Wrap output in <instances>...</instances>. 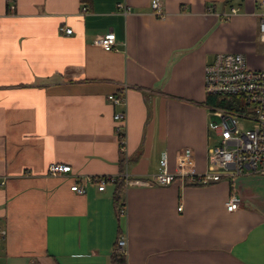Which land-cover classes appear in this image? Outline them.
Instances as JSON below:
<instances>
[{
	"label": "crops",
	"instance_id": "1",
	"mask_svg": "<svg viewBox=\"0 0 264 264\" xmlns=\"http://www.w3.org/2000/svg\"><path fill=\"white\" fill-rule=\"evenodd\" d=\"M258 1L161 0L160 18L151 0H0V264H115L122 236L124 264H264L263 194L223 180L148 183L163 154L174 171L184 148L205 170V66L222 52L264 65ZM110 31L106 51L95 40ZM118 93L125 106L109 100ZM55 162L72 171L49 175ZM123 174L122 215L114 183L84 180ZM79 178L85 194L71 190ZM233 193L241 205L229 212Z\"/></svg>",
	"mask_w": 264,
	"mask_h": 264
},
{
	"label": "built area",
	"instance_id": "2",
	"mask_svg": "<svg viewBox=\"0 0 264 264\" xmlns=\"http://www.w3.org/2000/svg\"><path fill=\"white\" fill-rule=\"evenodd\" d=\"M263 10L257 14L260 17L258 26L259 38L264 42V0L258 1ZM15 5H11L14 9ZM119 10L125 15L131 8L125 4H118ZM151 8L155 15L163 18L161 0H151ZM236 8H231L226 18L237 13ZM61 32L72 34L73 30L61 27ZM95 43L106 51L115 49L116 35L107 32L98 38ZM205 92L208 97H217L220 102L230 101L233 108L212 106L210 109L211 120L208 122L209 131H214L220 139L213 147L209 146L207 152L206 168L198 171L194 163V155L190 148H184L177 156L176 170H169L167 154L160 159V171L149 181L150 185L168 186L175 180L185 184L208 185L229 179L230 184L234 178L245 174L259 175L264 178V65L259 69L249 68L246 57L242 53L222 52L217 53L213 60L205 66ZM115 105L125 106L123 95H109ZM125 111L114 115L116 121H125ZM251 121L252 127L246 131L238 127V119ZM125 132L124 126L116 127L118 136ZM120 138V136H119ZM120 142V141H119ZM126 142V140H125ZM72 167L64 163H51L48 169L49 175L69 173ZM126 181L128 176L123 174ZM116 177L97 176L84 180L86 183L96 184L99 191L106 189L109 183H114ZM81 182V183H79ZM71 187L77 194L86 193V184L83 178ZM229 212L238 210L241 205V197L233 193L225 202ZM182 210V206L178 208ZM126 212L125 206L120 213ZM6 229L0 226V240L6 237ZM127 241L122 236L118 238L115 253L126 255Z\"/></svg>",
	"mask_w": 264,
	"mask_h": 264
},
{
	"label": "trees",
	"instance_id": "3",
	"mask_svg": "<svg viewBox=\"0 0 264 264\" xmlns=\"http://www.w3.org/2000/svg\"><path fill=\"white\" fill-rule=\"evenodd\" d=\"M8 11L10 12V8L8 9ZM118 95H121L120 93H118ZM208 102L214 106H218V107H222V108H233L234 105L231 106L232 102L230 101H224V102H220L219 99L217 97H212L210 96L208 99ZM120 138H119V149H120V158L121 161L124 162L126 159V152H125V148H126V133L123 131L120 133ZM115 184V189H114V193H113V201L114 204L116 206H118V210L120 211L121 208H123L125 206V201L123 199V190L125 188V184H126V179L124 176H120L116 179V181L114 182ZM113 258V262L115 264H124L125 263V255L123 254H113L112 256Z\"/></svg>",
	"mask_w": 264,
	"mask_h": 264
},
{
	"label": "rangeland",
	"instance_id": "4",
	"mask_svg": "<svg viewBox=\"0 0 264 264\" xmlns=\"http://www.w3.org/2000/svg\"><path fill=\"white\" fill-rule=\"evenodd\" d=\"M259 51L260 54L264 55V42L259 43ZM213 106V105H212ZM210 114H209V121L210 119ZM238 127L246 131L252 127V122L251 121H244L241 118L238 119ZM219 138L216 136L214 131L210 132V137H209V146L213 147L219 143ZM223 181L230 182L231 180L225 179ZM216 183V182H214ZM234 183L237 185L239 183H242L244 187L246 188H251L255 191L257 194H263L264 195V178L259 176V175H253V174H245L241 176H237L234 178ZM110 184V183H109Z\"/></svg>",
	"mask_w": 264,
	"mask_h": 264
}]
</instances>
